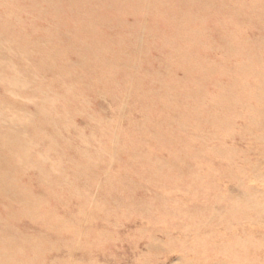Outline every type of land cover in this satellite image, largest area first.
Masks as SVG:
<instances>
[{"label":"rangeland","instance_id":"374dc122","mask_svg":"<svg viewBox=\"0 0 264 264\" xmlns=\"http://www.w3.org/2000/svg\"><path fill=\"white\" fill-rule=\"evenodd\" d=\"M0 264H264V0H0Z\"/></svg>","mask_w":264,"mask_h":264}]
</instances>
